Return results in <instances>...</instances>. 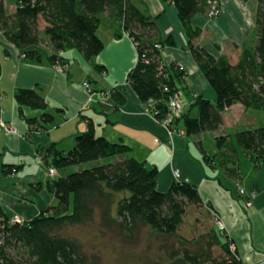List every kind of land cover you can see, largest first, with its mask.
<instances>
[{
	"label": "trees",
	"instance_id": "16d2710c",
	"mask_svg": "<svg viewBox=\"0 0 264 264\" xmlns=\"http://www.w3.org/2000/svg\"><path fill=\"white\" fill-rule=\"evenodd\" d=\"M164 1L176 8L186 30L198 35L191 17L205 13L211 0ZM39 19L44 22L41 31ZM255 24L253 49L242 48L234 64L224 55L215 58L204 48L191 44L192 56L215 91L216 101L195 96L176 121L183 122L187 135L216 131L222 123V111L235 103L246 109L264 110V0L258 1ZM101 25L117 36L127 34L135 44L137 60L127 74V82L140 100L155 101L153 116L159 120L167 112L165 101L176 91L184 74L174 62L160 68L167 39H156L154 20L140 10L135 0H16L12 14L6 12L4 0H0V30L27 59L40 60L45 53L42 44L46 42L50 63H63L61 53L72 48L91 61L104 45L97 35ZM95 68L104 69L101 65ZM111 95L122 99L117 89L111 90ZM15 97L20 105L46 108L44 98L34 89H20ZM192 108L197 110L195 116L190 115ZM52 118L46 112L40 116L43 123ZM27 121L32 126L36 124L35 118ZM233 139L250 153L254 163L264 159V126L238 130ZM215 140L216 155L221 154L222 148L236 152L225 137L216 136ZM48 150L55 169L72 165L79 168L46 181L56 203L29 220L12 221L0 207V264H95L81 241L64 229L85 225L96 216L102 227L119 228L130 237L141 226H147L165 239L176 238L179 246L168 248V264H242L235 249H230L233 241L214 224L200 241L178 236L187 206L212 214L194 185L174 180L166 191L158 190L156 167L148 168L145 162L128 155L127 145L96 135L92 123L75 137L74 145L67 151L53 145ZM204 158L209 161L213 157ZM233 164L225 171L238 177L235 160ZM213 246L221 252L214 254Z\"/></svg>",
	"mask_w": 264,
	"mask_h": 264
},
{
	"label": "crops",
	"instance_id": "0c3cea01",
	"mask_svg": "<svg viewBox=\"0 0 264 264\" xmlns=\"http://www.w3.org/2000/svg\"><path fill=\"white\" fill-rule=\"evenodd\" d=\"M221 1L218 18L207 20L203 12L191 17L192 28L198 30V35L193 36L173 5L164 0H135L140 10L154 20L156 39H167L162 48L163 62L179 61L185 67L186 73L178 84L185 111L197 95L216 101V95L215 99L211 97L212 87L192 56L191 44L204 48L215 58L224 55L232 64L237 62L242 48L254 47L256 31L253 42L243 45L247 33L251 32L249 28L244 32L239 26L237 4L232 0ZM11 5L6 10L8 14L16 9V2ZM4 6L6 9L5 0ZM101 26L97 29L104 44L101 51L91 61L75 48L63 51L66 71L62 74L47 60L50 48L45 41L42 58L27 59L0 30V114L16 130L8 134L0 131L1 209L11 219L26 221L53 206L56 198L48 191L46 181L71 169H56V175L49 177L47 169L54 165L48 149L53 145L67 151L74 145L75 137L92 123L96 135L127 145L128 155L145 162L148 168L156 167L158 190L166 191L170 187L174 181L173 170L178 169L181 178L196 187L203 204L222 220L242 264H264V159L254 163L250 153L233 139L238 130L264 126L262 110L246 109L235 103L222 111V123L216 131L198 135L169 134L153 116L151 100H140L127 82V74L137 60L135 44L127 34L122 32L117 36L110 28ZM232 35L233 50L236 46L239 49L236 58L230 57V50L224 46V38ZM95 65L104 69L97 70ZM85 81L90 84L89 91L83 86ZM20 89H34L44 98L46 108L20 105L15 97ZM114 89L122 94L121 100L111 95ZM44 112L53 116L51 122L41 121ZM196 113V108L190 110V115ZM34 118L36 124L32 126L27 119ZM176 126L185 130L182 121ZM216 136L225 137L236 152L222 148L221 154L216 155ZM204 155L213 158L207 161ZM234 160L238 177L225 171L234 166ZM239 187L255 193L251 206H245Z\"/></svg>",
	"mask_w": 264,
	"mask_h": 264
},
{
	"label": "rangeland",
	"instance_id": "374dc122",
	"mask_svg": "<svg viewBox=\"0 0 264 264\" xmlns=\"http://www.w3.org/2000/svg\"><path fill=\"white\" fill-rule=\"evenodd\" d=\"M232 1L238 6L236 17L242 31L245 32L246 28H249L251 32L247 33L243 45H250L255 38V18L259 0ZM15 2L16 0H5L6 10L9 11L12 6L11 4H15ZM221 2L222 1L219 0V11L216 18H218L221 13ZM226 14H228V12ZM224 19L226 20V17H224ZM244 19L246 20L244 21ZM38 26L41 31L44 26V22L41 21V19H39ZM100 28H102V26H100ZM100 28L98 31L99 35H101ZM233 38V35L227 39L224 38V44H226L224 46L227 47L226 49L230 50L228 55L230 57L235 56L233 58H236L239 49L238 46H236L237 49L233 50ZM231 52L234 55H232ZM210 92L212 94L211 97L215 99L216 93L213 88L210 89ZM260 112L264 114V110ZM74 167L75 166L72 165L65 168L74 171ZM213 224L212 214L209 215L205 210L194 205H189L186 208V214L182 224L177 230V234L188 241H200L202 236L210 232ZM64 231L81 241L86 255L93 260L95 264H168V248L170 246H179V242L176 238L165 239L147 226H141L133 237H130L127 232L116 227L106 229L100 225L97 216L85 225L68 226ZM212 251L214 254L221 252L217 246H213Z\"/></svg>",
	"mask_w": 264,
	"mask_h": 264
},
{
	"label": "built area",
	"instance_id": "2783aa9c",
	"mask_svg": "<svg viewBox=\"0 0 264 264\" xmlns=\"http://www.w3.org/2000/svg\"><path fill=\"white\" fill-rule=\"evenodd\" d=\"M218 9H219V0L209 1L208 10L204 13L205 17L207 19L216 18L218 15V11H219ZM156 46L159 47V45H156ZM162 51H161V53H162ZM173 62L179 70L183 71V74L186 73L185 67L181 62H179V61H173ZM162 66H164V62L161 63L160 68H162ZM53 68L57 73L62 74L66 71V64L57 61L53 64ZM83 86L88 91L90 90V84L87 81L83 82ZM175 89H176V91L164 103L166 108H167L166 114L162 118H160L158 120V122H160V124L168 131L169 134L184 135L185 130L181 129V128H177V126H176L177 122L176 121L178 118L181 117V115L185 111V101H184V98L182 97L179 86H177ZM165 90H167L166 87H165ZM0 99H1V94H0ZM154 103H155V101L151 100V112H152V114H154V112H155ZM0 111H1V109H0ZM0 131L5 133V134L16 132L14 126L12 124L5 122L4 119L1 117V114H0ZM47 175L49 177L55 176L56 175V169L53 166H49L47 169ZM173 177H174V180H176V181H187L186 179L181 178L180 172L178 169L173 170ZM238 193L244 197L245 206L248 207V206L252 205L253 200L255 198V193L252 190L248 191L243 187H239ZM211 213L213 216V223L216 226V228L221 233L225 232V226H224V223L222 222V220L219 218V216L215 212H211ZM11 220L21 222L17 218H13ZM230 249L231 250L235 249L233 243L230 244Z\"/></svg>",
	"mask_w": 264,
	"mask_h": 264
}]
</instances>
